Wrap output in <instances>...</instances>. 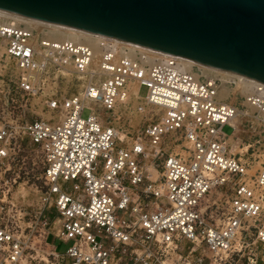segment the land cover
Wrapping results in <instances>:
<instances>
[{"label": "built area", "instance_id": "built-area-1", "mask_svg": "<svg viewBox=\"0 0 264 264\" xmlns=\"http://www.w3.org/2000/svg\"><path fill=\"white\" fill-rule=\"evenodd\" d=\"M58 25L0 8V112L16 101L4 84L11 61L26 105L45 90L41 104L60 112L26 121L0 114V264H178L177 256L182 264H264V160L254 168L230 152L245 105L220 98L224 87L248 88L241 96L264 131V83L199 75L193 60L95 33L58 37ZM68 76L82 81L79 92L46 91L48 78ZM132 96L152 117L125 140L95 105L113 112ZM30 145L42 166L32 191ZM149 162L161 165L159 182ZM226 186L233 193L224 203L211 200ZM56 240L69 243L64 253ZM183 243L207 253L192 248L183 257Z\"/></svg>", "mask_w": 264, "mask_h": 264}, {"label": "water", "instance_id": "water-1", "mask_svg": "<svg viewBox=\"0 0 264 264\" xmlns=\"http://www.w3.org/2000/svg\"><path fill=\"white\" fill-rule=\"evenodd\" d=\"M0 8L264 83V0H0Z\"/></svg>", "mask_w": 264, "mask_h": 264}, {"label": "rangeland", "instance_id": "rangeland-1", "mask_svg": "<svg viewBox=\"0 0 264 264\" xmlns=\"http://www.w3.org/2000/svg\"><path fill=\"white\" fill-rule=\"evenodd\" d=\"M9 74H11L10 78L5 79V86L10 91V97H14L16 101L9 102V105L5 112L1 111V116H5L7 119H19V121L33 120L35 118L44 117L47 118L51 114L59 115V111H50L46 107H44L41 103L43 99V95L46 94L44 92L40 93L36 97L30 98L28 104L26 105V97L22 98V96L16 92L15 89V77L18 75V70L15 68V63L11 61L9 63ZM67 78H61L58 83L52 78H48L46 80V91L56 92L57 96L64 97L69 96L73 93H77L82 88V81L77 80L72 76L70 83H67ZM53 89V90H52ZM48 93V92H47ZM148 93V87L142 85L140 88V95L144 97ZM241 92H238L237 98L234 101L239 106L243 104V97L241 96ZM141 102L140 99L132 96L128 99L126 104H121L116 108V111L107 112L99 105H95L97 110L101 113L103 119L105 120V124H111L116 127L119 131L120 137H124L125 140L130 139L137 135V133L142 130L145 124L151 119V113L149 110L146 112L140 113L136 110V106ZM32 103V104H31ZM1 110V108H0ZM91 113L89 107H85L82 111V116L87 118ZM242 122L240 123V130L233 135L232 140L228 138V146L231 153L242 156L243 160H248L254 168L258 167L260 163L264 160V131L258 127L257 121L252 116L241 115ZM223 131L227 135H232L234 133V128L230 125H225L223 127ZM247 147V148H246ZM172 148L175 152H177L180 147L177 145H172ZM241 148L243 149L241 151ZM38 148L34 145L28 146V148L24 151V176L29 180L27 188L29 191H32L31 185L33 181H41L39 178L42 174V166L40 165V159L38 154ZM37 162V164H36ZM158 163L160 161L158 160ZM150 171H152V178L160 181L162 171L160 166H158V170L148 163ZM39 177V178H38ZM233 193L231 186L223 187L222 189L213 190L210 194L211 200H218L224 203ZM56 245L58 246V250L64 253L69 247V243H65L61 240H56ZM202 246V247H201ZM192 248H195L196 253L205 254L207 251L205 250L203 245H192V244H180L178 254H182L183 257L186 256L190 252ZM244 261L242 259L241 263ZM175 263L182 264L183 259H180V256H177Z\"/></svg>", "mask_w": 264, "mask_h": 264}, {"label": "bare ground", "instance_id": "bare-ground-1", "mask_svg": "<svg viewBox=\"0 0 264 264\" xmlns=\"http://www.w3.org/2000/svg\"><path fill=\"white\" fill-rule=\"evenodd\" d=\"M31 20H34L37 25H44L45 22L44 21H41V20H37V19H33V18H30ZM59 27H57L58 31H57V34H58V37H69V36H76V37H88L90 35V32H85L83 30H80V29H76V28H71V27H68L67 29L65 30H61L59 28H61L60 26L61 25H58ZM62 28H66V27H62ZM192 64H197L198 65V68L200 69V73H198L199 75L200 74H203V75H207V76H210V75H214V74H218V73H223L225 74L226 72L225 71H219V70H215V69H212V68H209V67H206V66H203V65H200L199 63L195 62V61H191ZM71 81V77L68 76V81L67 83L69 84ZM132 87H133V90L135 91L136 94H138V91H139V85L137 84H132ZM241 90L239 92H241L242 94H246V92L248 91V88H240ZM233 95L232 96V102L236 100L237 98V94H238V91L234 90V89H231L230 87H224L221 92H220V98L221 99H225L227 97H230V95ZM243 104L245 105L244 108H240L239 109V113L238 115L236 116V118L234 119L233 121V124L236 126L237 128V132L240 130V123L242 122L241 120V115H247V116H252L253 115V111H254V108H252L250 105L247 104L246 101H243ZM236 132V133H237ZM233 136H231L229 138V140H232ZM247 148V147H246ZM243 149L241 148V151ZM202 247V246H201Z\"/></svg>", "mask_w": 264, "mask_h": 264}]
</instances>
